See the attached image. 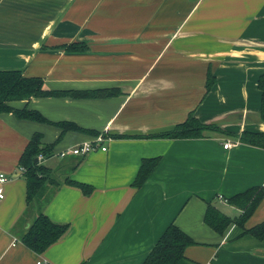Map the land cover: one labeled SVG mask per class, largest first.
<instances>
[{
	"label": "crops",
	"instance_id": "0c3cea01",
	"mask_svg": "<svg viewBox=\"0 0 264 264\" xmlns=\"http://www.w3.org/2000/svg\"><path fill=\"white\" fill-rule=\"evenodd\" d=\"M83 42L89 50L55 48ZM0 70L40 77L50 90L118 88L103 99L30 98L50 122L68 121L96 135L0 114V264H141L173 223L195 242L185 248L199 264H264V238L231 224L218 234L203 222L208 202L235 218L226 199L264 190V149L241 143L259 119L264 72V0H0ZM214 76L207 92L206 74ZM230 134L154 139L189 112ZM34 133L55 143L40 160L59 183L40 207L26 205L19 157ZM101 136L106 151L59 156ZM121 136L122 138H116ZM228 147L224 148V144ZM160 157L140 188L131 186L142 158ZM68 178L92 186L84 195ZM68 232L44 252L20 240L39 213ZM264 220V196L245 228Z\"/></svg>",
	"mask_w": 264,
	"mask_h": 264
},
{
	"label": "trees",
	"instance_id": "16d2710c",
	"mask_svg": "<svg viewBox=\"0 0 264 264\" xmlns=\"http://www.w3.org/2000/svg\"><path fill=\"white\" fill-rule=\"evenodd\" d=\"M55 48L68 53H83L89 50L83 42H71L58 45ZM214 76L210 71L206 74L205 88L208 92L214 84ZM257 87L261 93L259 119L264 124V72L259 76ZM120 94L118 88H98L90 90H50L43 84L40 77H25L19 70H0V114L12 113L19 119H26L40 123H47L59 127L62 132L76 131L89 135H96L94 130L83 129L68 121L50 122L38 111L27 106L15 108L12 102L28 100L30 98L68 97L73 99H103ZM207 131L230 134L216 124H205L191 111L181 123L172 129L150 134L145 138L154 139H192L201 138ZM116 138H122L117 136ZM241 143L264 149V131L244 130L238 136ZM42 136L34 133L22 151L18 166L21 169L26 183V205L37 204L42 207L50 198V187L58 186L48 168L40 163L38 157L44 158L53 155L55 143L43 144ZM160 157L142 158L131 184L140 188L148 179ZM65 184L79 188L84 195L92 192V186L66 178ZM264 196L261 186L250 187L226 199V203L240 210L239 216L231 218L222 213L212 202L206 204L203 222L214 232L223 234L231 225L235 224L242 229V234H250L257 239L264 238V220L251 228H245L246 221L251 217ZM69 229L68 223H57L39 212L29 227L21 233V242L35 253L44 252L51 244L62 238ZM194 240L175 224L170 223L156 241L141 264H199L184 254L186 247L194 245Z\"/></svg>",
	"mask_w": 264,
	"mask_h": 264
},
{
	"label": "built area",
	"instance_id": "2783aa9c",
	"mask_svg": "<svg viewBox=\"0 0 264 264\" xmlns=\"http://www.w3.org/2000/svg\"><path fill=\"white\" fill-rule=\"evenodd\" d=\"M104 139L101 136L95 137L88 141H84L79 143L69 149L62 150L58 153L59 156L63 157L65 155H75V156H85L91 152H95L97 150L106 151V146L103 144ZM228 143H225L224 148L228 147ZM43 157L39 156L38 160H42ZM21 171V169H20ZM7 176L3 173H0V201L4 197L3 185L7 181Z\"/></svg>",
	"mask_w": 264,
	"mask_h": 264
}]
</instances>
